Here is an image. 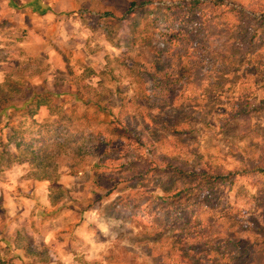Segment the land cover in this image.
Listing matches in <instances>:
<instances>
[{"label":"rangeland","instance_id":"1","mask_svg":"<svg viewBox=\"0 0 264 264\" xmlns=\"http://www.w3.org/2000/svg\"><path fill=\"white\" fill-rule=\"evenodd\" d=\"M130 2L0 0V98L15 103L0 111V181L17 186L31 168L7 154H28L7 144L13 129L59 151L67 189L37 212L30 188L9 236L27 233L48 264H174L175 244L202 264H264V0H204L206 32L194 9L167 7L177 1ZM81 81L111 115L79 98ZM122 106L158 154L195 173L197 195L170 199L186 176L145 160L113 115ZM0 258L31 264L2 242Z\"/></svg>","mask_w":264,"mask_h":264},{"label":"trees","instance_id":"2","mask_svg":"<svg viewBox=\"0 0 264 264\" xmlns=\"http://www.w3.org/2000/svg\"><path fill=\"white\" fill-rule=\"evenodd\" d=\"M165 0H131L130 6L135 4H144V3H152V2H162ZM171 2H179L177 4H172L171 6H167L169 8H181V7H189V9L193 10L191 14L192 22L195 21L196 16H198V19L195 21L197 24V27L200 29H205L207 24L205 21L211 20V17H207V12L203 11L204 7L208 5V7H212L213 3L208 4L207 2H204V0H167ZM222 2V0H220ZM210 5V6H209ZM107 13V12H105ZM199 13V14H197ZM208 19V20H207ZM206 32V29L204 30ZM40 72L39 69L32 72V74H38ZM7 77L4 80V83L7 81ZM14 83V82H13ZM80 88L77 90V93L79 94V98H82L83 95L87 97L86 102L90 104H93L96 106V111L99 112L101 110H106V113L108 115H111L110 109L104 108V106H101L100 104V96H96L95 92L96 86H93L92 84L81 81L79 82ZM170 85V83H169ZM38 94V92H35V96ZM28 101V100H27ZM33 99L30 100L32 102ZM15 108L14 98L12 96H1L0 98V111L7 108ZM31 112V111H30ZM28 114H31V113ZM127 111L125 107H120L118 112L113 114L116 118V122L119 124V126L124 129L127 133L133 136L135 142L137 145L142 146L147 149L150 153V158L147 157L145 160L147 162H155L159 164V167L166 168L167 172H171L174 174H177L179 176H186L187 179L181 180L178 189L175 192H172V195L170 196V199L172 201H184L187 197L186 191L190 188L194 190L193 193L197 195V189H196V183H198L197 176L194 172L193 175L190 177V173L187 175V170L176 160L169 158L166 155H160L156 152L155 146L152 142V140L147 136V134L144 132V130H139L137 126L140 122H138L137 118L135 116H127ZM142 117L144 119H151V114L149 111H146L142 114ZM171 121L169 126L173 125L174 129L173 132L179 133V128L182 126V123L178 122L179 119L175 118H169ZM113 138H108V144L109 146L113 145ZM7 144L12 145L14 150H28V154H22L15 151H9L7 152L8 155L13 156L14 159L17 162H27L31 165V168L28 170L26 174V178L28 179H37V180H46L50 183V189L48 193V200L52 204H56L61 202L67 194V189H65L59 182H58V161L61 159L59 151H51L48 150L45 146L40 148L37 144H26L23 142V139L21 136H18L16 134V131H13V129H10L8 138H7ZM4 148L5 145L3 146ZM24 147V148H23ZM8 158V157H7ZM10 159L7 160L9 162ZM8 165V164H7ZM189 186V187H188ZM188 187V188H187ZM181 203V202H180ZM2 209L0 208V211ZM14 246L16 248H19L23 250L24 256L31 259V264H48L52 260L51 254L48 252V250L44 247L38 248L32 244L31 239L28 237L27 233H21L17 231L15 233L14 237ZM174 249H172V254H175L176 252L180 253L181 257L179 256L180 260L174 263V264H202L201 259L198 258L197 255H194L193 260L190 259V257H187L184 255V251L181 250L180 244H175L173 246ZM177 250V251H176ZM224 253V251L222 252ZM179 254H177L178 257ZM0 264H8L5 260L0 258Z\"/></svg>","mask_w":264,"mask_h":264},{"label":"crops","instance_id":"3","mask_svg":"<svg viewBox=\"0 0 264 264\" xmlns=\"http://www.w3.org/2000/svg\"><path fill=\"white\" fill-rule=\"evenodd\" d=\"M3 18H1L2 21ZM43 180L37 179H25L24 183L17 184V186H10L7 183L0 181V196L3 198L2 207L5 209L4 213H0V238L3 245L7 246L13 252L20 256L22 259H26L23 250L16 248L13 242V226L14 222H21L24 220V215L30 212L27 199L24 197L26 192L32 187H34V196L30 199V205L35 211L39 212V203L45 201L49 204L48 199L43 198V191L40 190L41 183ZM14 189V192L13 190ZM13 194V195H12ZM26 203V204H25ZM8 213V215H7ZM10 235V236H9ZM44 238V236H42ZM14 264H21L20 262H15Z\"/></svg>","mask_w":264,"mask_h":264}]
</instances>
